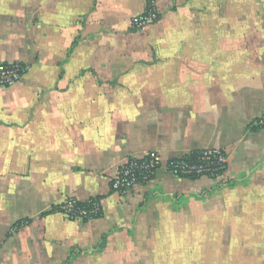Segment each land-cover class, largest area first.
<instances>
[{"label":"crops","instance_id":"1","mask_svg":"<svg viewBox=\"0 0 264 264\" xmlns=\"http://www.w3.org/2000/svg\"><path fill=\"white\" fill-rule=\"evenodd\" d=\"M0 62L29 66L0 87V264H264V0H0ZM211 149L219 179L110 190L131 157Z\"/></svg>","mask_w":264,"mask_h":264},{"label":"built area","instance_id":"2","mask_svg":"<svg viewBox=\"0 0 264 264\" xmlns=\"http://www.w3.org/2000/svg\"><path fill=\"white\" fill-rule=\"evenodd\" d=\"M157 13L151 8L131 19V27L139 29L157 21ZM29 66L21 62H0V87H9L18 83L27 73ZM256 128L264 129V116L252 123ZM163 167L170 173L184 178L206 176L219 179L227 168V156L222 149L203 150L162 162L157 153H148L143 157H131L121 164L110 178L112 192L125 193L136 184L146 183L154 172ZM56 211L69 220L83 222L98 218L103 209L99 197L79 201L67 198L56 207Z\"/></svg>","mask_w":264,"mask_h":264}]
</instances>
